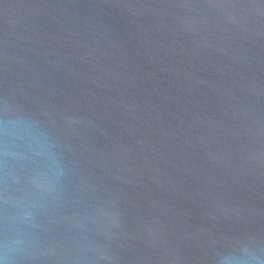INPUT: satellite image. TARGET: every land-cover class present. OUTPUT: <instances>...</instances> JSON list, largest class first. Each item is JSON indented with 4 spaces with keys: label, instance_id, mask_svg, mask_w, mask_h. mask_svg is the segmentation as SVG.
Here are the masks:
<instances>
[{
    "label": "water",
    "instance_id": "95a60500",
    "mask_svg": "<svg viewBox=\"0 0 264 264\" xmlns=\"http://www.w3.org/2000/svg\"><path fill=\"white\" fill-rule=\"evenodd\" d=\"M3 264H264V0H0Z\"/></svg>",
    "mask_w": 264,
    "mask_h": 264
},
{
    "label": "clouds",
    "instance_id": "9594fccd",
    "mask_svg": "<svg viewBox=\"0 0 264 264\" xmlns=\"http://www.w3.org/2000/svg\"><path fill=\"white\" fill-rule=\"evenodd\" d=\"M0 264H3V261H0Z\"/></svg>",
    "mask_w": 264,
    "mask_h": 264
}]
</instances>
